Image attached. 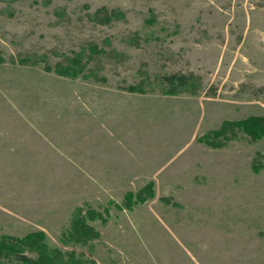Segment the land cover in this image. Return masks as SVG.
Masks as SVG:
<instances>
[{"label": "rangeland", "instance_id": "374dc122", "mask_svg": "<svg viewBox=\"0 0 264 264\" xmlns=\"http://www.w3.org/2000/svg\"><path fill=\"white\" fill-rule=\"evenodd\" d=\"M172 74L198 90L168 93ZM250 116L264 0H0V241L86 264H264V137L202 140ZM82 218L99 235L80 238Z\"/></svg>", "mask_w": 264, "mask_h": 264}, {"label": "trees", "instance_id": "16d2710c", "mask_svg": "<svg viewBox=\"0 0 264 264\" xmlns=\"http://www.w3.org/2000/svg\"><path fill=\"white\" fill-rule=\"evenodd\" d=\"M82 70V69H80ZM58 71L62 74L66 75H76L78 71L74 69V67H61L58 68ZM192 76L186 74H172L166 76L164 80V84L168 86V93H179L181 91H192L195 93L198 89L196 88L197 83L193 80V85L191 84ZM191 87V88H190ZM132 90H142L141 87L132 86ZM144 89V88H143ZM192 89V90H191ZM238 128L248 135H250L254 139H259L264 137V116H250L247 119L242 121H224L221 127L217 130H213L205 140L207 144H210L215 147H219L222 145L221 142L217 143L215 140H219L222 136H226L227 132L230 129ZM213 138L214 140H212ZM210 139V140H209ZM152 190L150 186H148L147 191ZM76 234L82 237H85L82 234H91L94 233L99 235V232L94 229L91 225H88L84 218L79 219L75 223ZM38 236V234H37ZM85 239V238H84ZM14 238L4 236L0 241V257L5 256L4 253L10 255L15 253H20L24 248L28 247L30 249L36 248L38 249L40 255L35 257H30L23 252L18 254L19 262L17 264H86L79 258H77L74 254L66 253L69 257L65 258V254L60 249L50 250L47 246H40L39 240L34 238L33 235H30L24 239H16L18 244L13 243ZM18 245V246H17Z\"/></svg>", "mask_w": 264, "mask_h": 264}]
</instances>
